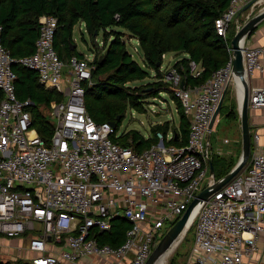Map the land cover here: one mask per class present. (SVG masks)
<instances>
[{
	"label": "built area",
	"instance_id": "built-area-1",
	"mask_svg": "<svg viewBox=\"0 0 264 264\" xmlns=\"http://www.w3.org/2000/svg\"><path fill=\"white\" fill-rule=\"evenodd\" d=\"M261 1L230 0L215 20L217 35L225 38L234 18L237 31L239 20L247 21ZM38 25L29 56L11 57L0 40V236L25 240L31 264H75L87 258L145 264L158 244L157 232L174 224L204 189L200 185L211 165L210 122L234 81L241 110L243 87L233 76L232 52L222 68L195 86L184 85L174 64L161 65V80L188 119L187 142L167 145L172 134L157 131L156 143L137 152L114 140L117 132L110 123H96L87 114L85 87L92 85L96 53L61 59L53 45L57 19L41 16ZM1 31L0 26V36ZM241 51L246 79L263 71L264 45L244 42ZM12 65L35 72L39 84L62 97L46 110L53 125L48 140L31 127L34 104L15 94ZM188 67L193 78L201 75L195 62ZM248 92V107H264V89ZM253 140L241 171L196 207L186 264L264 262V152L258 135ZM216 181L209 175L204 187ZM118 219L129 224L122 244H100L96 234L109 231Z\"/></svg>",
	"mask_w": 264,
	"mask_h": 264
},
{
	"label": "trees",
	"instance_id": "trees-1",
	"mask_svg": "<svg viewBox=\"0 0 264 264\" xmlns=\"http://www.w3.org/2000/svg\"><path fill=\"white\" fill-rule=\"evenodd\" d=\"M230 0H0V40L13 58L29 56L34 52L38 36L40 16L57 19L53 45L61 59L75 55L73 28L81 23L85 31L96 39L101 32L102 46H96L95 69L92 85L85 87L84 104L87 114L96 123H115L116 132L127 107L138 113L145 112L147 98H155L165 83L161 80L162 55L183 54L185 57L174 63L181 73L185 86L204 83L210 75L222 68L230 58V41L218 36L215 20L228 8ZM118 28L136 39L142 53V66L126 50L123 34ZM230 29V28H229ZM234 36V33H233ZM105 44V45H104ZM74 53V54H73ZM195 62L202 68L198 78L190 74L188 63ZM16 75L15 94L18 99H29L32 128L48 140L53 125L46 114L51 102L62 97L43 88L37 74L20 65H12ZM152 71L157 81L130 88L128 84L141 82ZM176 102L179 116L178 127L168 122L153 126L151 136L145 138L132 130L114 138L121 146H129L140 152L156 143L155 133L172 138L167 145L185 146L189 129L188 119L180 102ZM145 95H148L147 97ZM144 102V103H143ZM212 162V161H211ZM215 162L212 163L214 169ZM129 224L123 219L112 222L111 229L97 233L100 244L117 247L124 241ZM0 264H31L24 258L0 260Z\"/></svg>",
	"mask_w": 264,
	"mask_h": 264
},
{
	"label": "rangeland",
	"instance_id": "rangeland-1",
	"mask_svg": "<svg viewBox=\"0 0 264 264\" xmlns=\"http://www.w3.org/2000/svg\"><path fill=\"white\" fill-rule=\"evenodd\" d=\"M260 3L264 4V0H262ZM259 7L260 6H257L256 8ZM239 21L242 24L244 23L243 20H239ZM114 30L120 31V29L118 28H114ZM120 32H122L123 34V40L125 42L126 50L131 54L132 58L139 65L142 66V60H141L142 53L136 39H134L130 34H128V32H125L123 30H121ZM235 32H236V23L234 18L230 24V29L227 32V37L230 43H231V39L233 38V33L235 34ZM73 39L75 44V55H84L87 58L91 56V53L95 52L96 46H102L103 44L102 43L103 36L101 32L97 35V38L94 40L87 34L84 25L81 23H78L73 28ZM181 58H183V54H176V53L166 54L163 60L162 68L166 69L168 66L173 65L178 59ZM62 72L63 74H65V68H63ZM148 73H149V77L146 78L145 80L141 82L130 83L128 84V86L133 89L140 87L142 85L156 82L157 79L153 77L154 73L152 71L150 72L148 71ZM145 96L147 97L148 95ZM144 106H145L144 107L145 112L143 113H138L135 109L127 107L124 113V118L121 121L119 129L117 131V137L132 130L140 132L145 137L149 135V132H151L153 126L156 124H163L164 122H168L173 127H175V124L178 123L179 116L177 114V106H176V102H174L171 97L169 85H165V88L161 89V92L155 98H147L144 103ZM220 135L222 137H228V138L232 136V130L229 128L228 121H224V125L222 126ZM212 140L213 137L211 138V141ZM212 143L213 142H211V144ZM215 167H216L215 175L219 177L218 166L216 165ZM208 177L209 174H207L206 177L204 178L203 182L200 185V188L202 189L205 188L204 186L206 184V180L208 179ZM172 224H168L166 227L162 228L157 232L156 237L158 242L164 236L166 230L172 226ZM194 232H195V224H193L192 226L190 225L187 233L185 234L181 242L177 245V247L174 246L171 249V251H169L166 254V256L162 259V261H160L159 264H186L188 260V256L190 254ZM4 239H6V241L9 240L13 245L16 246L15 254H13V256L17 255V258L26 259L25 257H27V255L25 254L23 256L21 254V248L17 246V244H19L18 242L19 239H7L5 237H0V240L3 241ZM22 247L26 248L25 240H23ZM10 253L8 252V249H6L5 245H3V243H0V260L6 261L7 259H10L11 258ZM96 259L97 258H94V260ZM88 261L86 263H83V261L81 260L76 262L75 264H89ZM101 263L104 264V262H100V264ZM260 264H264V262Z\"/></svg>",
	"mask_w": 264,
	"mask_h": 264
},
{
	"label": "crops",
	"instance_id": "crops-1",
	"mask_svg": "<svg viewBox=\"0 0 264 264\" xmlns=\"http://www.w3.org/2000/svg\"><path fill=\"white\" fill-rule=\"evenodd\" d=\"M263 7L264 4H262L259 8L254 9V12L250 17L261 11ZM245 45L248 47H257L264 45V20H262L253 29L251 34L246 38ZM184 57L185 56L183 55V58ZM246 82L248 86V91L252 88L264 89V62H263V71L253 72L251 75L248 76ZM238 87H239V83H238ZM238 93L239 94L241 93V89L239 88H238ZM240 111L241 110L239 108V103L237 100V84L234 81L228 85L225 91L218 114L213 122V125L209 133V143L211 146V161H212L211 165L213 162H216L214 166L217 165L219 169L218 172L219 177H217L215 175V169L212 165L213 177L215 178V180H219L222 177H224L226 174H228L230 170L236 166V164L238 163L241 157L242 140H241V129H240ZM224 121H228L229 128L232 130V136L230 138L222 137L220 135L222 126L224 125ZM248 124L250 130V146L252 147V145L254 144L253 136L256 134L258 135V143L260 145V148L264 152V107L254 108V109L248 107ZM178 125H179V120L178 123L175 124V127L177 128ZM169 133L172 134V130L169 131L168 134ZM151 135H152L151 132H149V135L145 136V138H149ZM212 137L213 140L211 141ZM211 142L213 143L211 144ZM18 242L19 244H17V246L21 247V254L23 256L25 254L28 256L29 254L25 250L26 248L22 247L23 241L21 242L20 240H18ZM0 243H3V245H5L9 253L11 252L10 253L11 258L13 259L17 258V255L13 256V254H15V249H16L15 245H13L9 240L6 241V239H4L3 241L0 240ZM25 243L27 244L26 241ZM261 244L263 243L261 242ZM260 247H262V245H260ZM262 254L264 255V251L262 252ZM82 261L83 263H86L88 261L89 264H100V262H102L99 259L94 260L92 258H87Z\"/></svg>",
	"mask_w": 264,
	"mask_h": 264
},
{
	"label": "water",
	"instance_id": "water-1",
	"mask_svg": "<svg viewBox=\"0 0 264 264\" xmlns=\"http://www.w3.org/2000/svg\"><path fill=\"white\" fill-rule=\"evenodd\" d=\"M264 20V8L259 11L257 14L250 17L245 21L242 26L235 32L233 38L231 39V52L233 57L232 72L233 76L240 81L243 87V101L240 111V129H241V140H242V154L241 157L234 168L230 170L221 179L214 182L212 185L205 187L201 192L190 202L187 209L183 214L178 218L176 222L166 231L164 236L158 242V244L152 250L149 258L145 264H156L157 261L168 251H170L173 246L181 242L183 237L187 232V225L189 220L198 205L206 201L214 192L219 190L225 184H227L233 177H235L243 168L245 163L248 160L250 154V130L248 124V86L243 69L242 61V46L246 38L251 34L253 29ZM220 101L216 111L214 112L210 126L211 129L213 122L218 114ZM113 128H115V123H110ZM210 176H213V167L210 165L209 168ZM102 232V231H101ZM176 245V246H177Z\"/></svg>",
	"mask_w": 264,
	"mask_h": 264
},
{
	"label": "bare ground",
	"instance_id": "bare-ground-1",
	"mask_svg": "<svg viewBox=\"0 0 264 264\" xmlns=\"http://www.w3.org/2000/svg\"><path fill=\"white\" fill-rule=\"evenodd\" d=\"M239 87H240V85H239ZM239 89H241V88H239ZM197 208L194 210V212H193V214H192V216H191V218H190V220H189V223H188V225H187V231H188V229H189V227H190V225H191V223L193 222V220H194V218H195V216H196V214H197ZM187 233V232H186ZM177 245V243L174 245V246H176ZM173 246V247H174ZM177 247V246H176ZM171 251V250H170ZM169 252V251H168ZM167 252V253H168ZM167 253H165L158 261H157V263L156 264H159L160 263V261H162V259L166 256V254Z\"/></svg>",
	"mask_w": 264,
	"mask_h": 264
}]
</instances>
